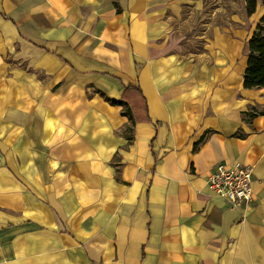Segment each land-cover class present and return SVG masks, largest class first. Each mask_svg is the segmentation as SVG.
<instances>
[{
  "label": "crops",
  "instance_id": "0c3cea01",
  "mask_svg": "<svg viewBox=\"0 0 264 264\" xmlns=\"http://www.w3.org/2000/svg\"><path fill=\"white\" fill-rule=\"evenodd\" d=\"M209 1L0 0V264H264V7Z\"/></svg>",
  "mask_w": 264,
  "mask_h": 264
},
{
  "label": "built area",
  "instance_id": "2783aa9c",
  "mask_svg": "<svg viewBox=\"0 0 264 264\" xmlns=\"http://www.w3.org/2000/svg\"><path fill=\"white\" fill-rule=\"evenodd\" d=\"M207 186L232 208L248 206L253 201L252 172L241 164L233 167L217 165L207 177Z\"/></svg>",
  "mask_w": 264,
  "mask_h": 264
},
{
  "label": "trees",
  "instance_id": "16d2710c",
  "mask_svg": "<svg viewBox=\"0 0 264 264\" xmlns=\"http://www.w3.org/2000/svg\"><path fill=\"white\" fill-rule=\"evenodd\" d=\"M245 13L247 16L254 14L256 10V0H244ZM264 7V0H261ZM244 89H263L264 88V15L259 19L247 42V66L243 74ZM112 105L122 108V115L127 116L131 121L130 110L126 105L119 101L108 100ZM257 113L264 115V108L249 117H254Z\"/></svg>",
  "mask_w": 264,
  "mask_h": 264
},
{
  "label": "rangeland",
  "instance_id": "374dc122",
  "mask_svg": "<svg viewBox=\"0 0 264 264\" xmlns=\"http://www.w3.org/2000/svg\"><path fill=\"white\" fill-rule=\"evenodd\" d=\"M228 5H230L229 3L231 2V1H233V3H235V11H236V7L237 6H239V5H241L242 6V2H243V0H224ZM210 2V4L212 3V6H210V9H212V10H215L214 9V7L215 6H218V3L220 2V1H217V0H210L209 1ZM221 3V2H220ZM208 21L210 22V23H216L217 21H216V16H212L211 14H210V19H208ZM182 44H186V48H190V49H192V50H196V49H199L200 48V43L198 42V41H195V42H188V43H185V42H183Z\"/></svg>",
  "mask_w": 264,
  "mask_h": 264
}]
</instances>
